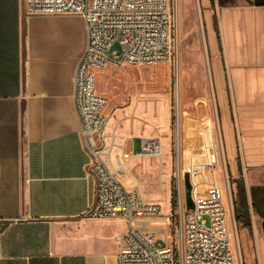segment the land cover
Masks as SVG:
<instances>
[{
	"label": "crops",
	"instance_id": "1",
	"mask_svg": "<svg viewBox=\"0 0 264 264\" xmlns=\"http://www.w3.org/2000/svg\"><path fill=\"white\" fill-rule=\"evenodd\" d=\"M201 5L222 163L235 191L237 182L244 184L250 219L243 236L250 238L255 263L264 264V218L252 193L264 188V0ZM87 40L81 16L27 17L25 0H0V264H117L125 220L87 215L96 182L73 102ZM107 118L100 142L107 149L114 139L103 160L114 169L133 167L140 156L136 142L140 149L151 136L143 137L129 119ZM196 142L185 136L187 148ZM206 171L210 183L196 198L221 201ZM168 194L165 214L174 209ZM143 195L162 207L160 195ZM163 225L155 224L162 245L171 240Z\"/></svg>",
	"mask_w": 264,
	"mask_h": 264
},
{
	"label": "built area",
	"instance_id": "2",
	"mask_svg": "<svg viewBox=\"0 0 264 264\" xmlns=\"http://www.w3.org/2000/svg\"><path fill=\"white\" fill-rule=\"evenodd\" d=\"M81 16L87 30V47L74 74V107L89 155L88 167L96 182L90 218L119 217L127 232L118 238L117 264H242L231 237L229 209L220 200L198 202L187 210L185 190L178 186L174 209L165 214L160 204L124 184L126 164L110 167L113 145L100 142L109 126L107 99L96 88L95 70L107 67L150 66L176 57V26L169 0H25V16ZM165 145L159 136L144 138L140 156L161 158ZM162 222L171 240L159 244L155 224Z\"/></svg>",
	"mask_w": 264,
	"mask_h": 264
},
{
	"label": "rangeland",
	"instance_id": "3",
	"mask_svg": "<svg viewBox=\"0 0 264 264\" xmlns=\"http://www.w3.org/2000/svg\"><path fill=\"white\" fill-rule=\"evenodd\" d=\"M216 2L220 0H212ZM203 3L204 0H169L176 26L173 61L95 70L96 88L107 99L105 114L111 122L129 119L143 137L162 136L168 144V152L161 158L139 156L137 163L123 172L125 186L147 195H160L162 208L168 212L169 189L173 205L177 188L181 186L184 192V176L191 169L196 196L197 190L204 191L210 183L206 179L209 168L216 189L221 190L220 199L229 209L227 220L234 251L242 264H256L250 238L248 234L243 236V225L235 218L239 193L234 189L235 180L226 176L219 149ZM185 134L197 139L189 148L184 145ZM136 145L139 152L138 142Z\"/></svg>",
	"mask_w": 264,
	"mask_h": 264
},
{
	"label": "trees",
	"instance_id": "4",
	"mask_svg": "<svg viewBox=\"0 0 264 264\" xmlns=\"http://www.w3.org/2000/svg\"><path fill=\"white\" fill-rule=\"evenodd\" d=\"M238 193L239 206L235 210V218L237 222L248 226L250 211L243 182L238 183ZM252 193L254 198L253 207L264 218V188H254Z\"/></svg>",
	"mask_w": 264,
	"mask_h": 264
},
{
	"label": "water",
	"instance_id": "5",
	"mask_svg": "<svg viewBox=\"0 0 264 264\" xmlns=\"http://www.w3.org/2000/svg\"><path fill=\"white\" fill-rule=\"evenodd\" d=\"M184 186H185L184 189H185L186 207H187V210H192L195 208V203L192 197L193 185L191 182V175L189 172L185 173Z\"/></svg>",
	"mask_w": 264,
	"mask_h": 264
},
{
	"label": "bare ground",
	"instance_id": "6",
	"mask_svg": "<svg viewBox=\"0 0 264 264\" xmlns=\"http://www.w3.org/2000/svg\"><path fill=\"white\" fill-rule=\"evenodd\" d=\"M165 145V144H164Z\"/></svg>",
	"mask_w": 264,
	"mask_h": 264
}]
</instances>
